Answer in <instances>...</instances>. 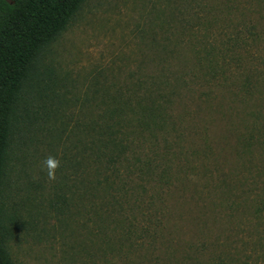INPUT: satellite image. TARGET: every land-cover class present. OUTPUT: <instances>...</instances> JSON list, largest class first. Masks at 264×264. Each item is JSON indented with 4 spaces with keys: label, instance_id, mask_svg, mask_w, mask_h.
Returning <instances> with one entry per match:
<instances>
[{
    "label": "rangeland",
    "instance_id": "rangeland-1",
    "mask_svg": "<svg viewBox=\"0 0 264 264\" xmlns=\"http://www.w3.org/2000/svg\"><path fill=\"white\" fill-rule=\"evenodd\" d=\"M172 13L194 28L181 55L163 62L152 30L159 37ZM39 69L44 88L21 93L0 185L13 264L101 263L88 245L100 237L97 220H87L82 190L81 201L74 194L72 163L84 159V123L101 100L133 94L138 77L140 96L169 99V125L129 135L135 169L119 171L126 193L118 194L161 211L166 264H264V0H84ZM48 156L59 160L54 179ZM167 158L170 186L158 184ZM146 160L155 165L150 182ZM132 260L141 261L106 264Z\"/></svg>",
    "mask_w": 264,
    "mask_h": 264
},
{
    "label": "trees",
    "instance_id": "trees-1",
    "mask_svg": "<svg viewBox=\"0 0 264 264\" xmlns=\"http://www.w3.org/2000/svg\"><path fill=\"white\" fill-rule=\"evenodd\" d=\"M83 1L0 0V185L21 93L29 84H33L36 93L44 88L39 69L41 52L64 30ZM169 17H166V27L161 28L159 37H155L157 33L152 30L151 47L157 48L154 52L163 62H170L181 55L185 42L191 41L189 37L194 28L186 23L183 15L178 18L172 13ZM151 85L155 87L159 83L151 81ZM141 86L143 83L138 77L133 94L130 92L127 97L117 95L108 102V97L103 102L101 100L103 107L98 117L84 123L87 134L82 145L84 159L77 158L72 163L75 181L77 179L81 188L74 194L81 201L82 190V197L88 203L87 212L91 211L87 220L92 215L97 220L95 223L100 237L95 242L89 237L88 245L96 249L100 264H106L109 257L127 260L130 255L139 257V264H166L163 248L167 247V241L160 226L161 211L152 207L153 203L142 207L139 204L128 205L118 194L119 191L126 193L124 184L118 188L115 183L122 168L129 173L135 169L126 156L130 142L134 141L129 139V135L146 138L145 132L154 135V126L163 129L169 125V99L164 95L140 96L137 89ZM164 92L162 87L154 91L157 94ZM92 164L98 166L90 168ZM171 165V160L167 158L158 169L159 185L170 186L173 183ZM143 166L148 169L144 173L148 174L147 181L150 182L155 165L146 160ZM82 169L86 171H83L85 175L77 176L76 170ZM91 169L95 171L92 174ZM152 199L151 196L149 200ZM6 219L0 197V264H13L5 248L9 234ZM140 250L144 252L140 253ZM132 262L135 264V260Z\"/></svg>",
    "mask_w": 264,
    "mask_h": 264
},
{
    "label": "clouds",
    "instance_id": "clouds-1",
    "mask_svg": "<svg viewBox=\"0 0 264 264\" xmlns=\"http://www.w3.org/2000/svg\"><path fill=\"white\" fill-rule=\"evenodd\" d=\"M43 166L46 167L47 169L48 178L54 179L55 178L54 170L59 166V160L52 156H48L43 161Z\"/></svg>",
    "mask_w": 264,
    "mask_h": 264
}]
</instances>
